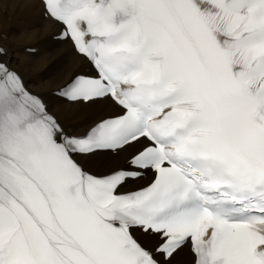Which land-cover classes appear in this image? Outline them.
Returning a JSON list of instances; mask_svg holds the SVG:
<instances>
[{"label": "snow or ice", "instance_id": "obj_1", "mask_svg": "<svg viewBox=\"0 0 264 264\" xmlns=\"http://www.w3.org/2000/svg\"><path fill=\"white\" fill-rule=\"evenodd\" d=\"M40 3L90 66L55 94L116 111L66 126L0 45V264H264V0Z\"/></svg>", "mask_w": 264, "mask_h": 264}, {"label": "bare ground", "instance_id": "obj_2", "mask_svg": "<svg viewBox=\"0 0 264 264\" xmlns=\"http://www.w3.org/2000/svg\"><path fill=\"white\" fill-rule=\"evenodd\" d=\"M58 30V26L44 18L38 0H0V45L7 50L4 59L11 60L29 87L45 98L66 126L84 131L94 121L113 114L116 107L109 101L77 105L52 97L51 93L65 79L88 65L69 44L50 40ZM31 45H43L47 51L41 56L24 54L22 49ZM104 163L98 160L90 167L99 168Z\"/></svg>", "mask_w": 264, "mask_h": 264}]
</instances>
